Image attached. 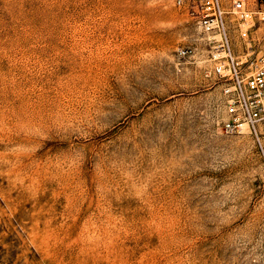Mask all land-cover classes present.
<instances>
[{
    "label": "rangeland",
    "instance_id": "obj_1",
    "mask_svg": "<svg viewBox=\"0 0 264 264\" xmlns=\"http://www.w3.org/2000/svg\"><path fill=\"white\" fill-rule=\"evenodd\" d=\"M195 3L0 0V264H264V137Z\"/></svg>",
    "mask_w": 264,
    "mask_h": 264
},
{
    "label": "built area",
    "instance_id": "obj_2",
    "mask_svg": "<svg viewBox=\"0 0 264 264\" xmlns=\"http://www.w3.org/2000/svg\"><path fill=\"white\" fill-rule=\"evenodd\" d=\"M198 28L212 45L214 74L224 80L230 132L244 127L264 137V0H199L193 5ZM233 30L239 45L232 39Z\"/></svg>",
    "mask_w": 264,
    "mask_h": 264
},
{
    "label": "bare ground",
    "instance_id": "obj_3",
    "mask_svg": "<svg viewBox=\"0 0 264 264\" xmlns=\"http://www.w3.org/2000/svg\"><path fill=\"white\" fill-rule=\"evenodd\" d=\"M139 79H140V78H139ZM134 80H135V79H134ZM133 82H134V81H132V83H133ZM132 83H131V84H132ZM139 83H140V82H139ZM140 84H141V83H140ZM133 85H134V84H133ZM141 85H142V84H141ZM139 86H140V85H139ZM142 86H144V85H142ZM129 87H130V86H129ZM134 87H135V86H134ZM136 87H137V86H136ZM130 88H131V87H130ZM137 88H138V87H137ZM126 89H127V88H126ZM132 89H134V88H132ZM128 90L130 91V89H128ZM134 90H136V89H134ZM125 91H126V90H125ZM129 91H128V92H129ZM132 91H133V90H132ZM135 92H137V90H136ZM129 93H130V92H129ZM136 94H137V93H136ZM136 94H135V95H136ZM148 94H150V93H148ZM135 95H134V96H135ZM146 95H147V94H146ZM115 98H116V97H115ZM118 98H119V97H118ZM121 98H122V97H121ZM127 98H129V97H127ZM153 98H154V97H153ZM113 100H114V99H113ZM124 100H125V99H124ZM124 100H123V101H124ZM151 100H152V99H151ZM151 100H150V102H151ZM155 100H156V99H155ZM121 101H122V99H121ZM146 101H147V100H146ZM132 102H133V101H132ZM114 103H115V102H114ZM106 104H107V103H106ZM108 104H109V103H108ZM125 104H128V101H127ZM110 105H111V103H110ZM112 105H113V103H112ZM106 106H107V105H106ZM101 107H102V106H101ZM139 108H141V110H142V104H140V103H139L138 106L136 105V107L134 108V111H138ZM106 109H107V107H106ZM103 110H105V109H103ZM141 110H140V111H141ZM97 111H98V110H97ZM100 111H101V110H100ZM114 111H115V110H114ZM104 112H105V111H104ZM104 112H103L102 114H104ZM109 112H111V111H109ZM116 112H117V111H116ZM146 112H147V111H146ZM153 112H154V111H153ZM107 113H108V112H107ZM132 113H133V112H132ZM108 114H109V113H108ZM110 114H111V113H110ZM134 114H135V113H134ZM97 115H98V114H97ZM112 115H113V113H112ZM115 115H117V114H115ZM130 115H131V114H130ZM101 116H102V115H101ZM104 116H105V115H104ZM109 116H111V115H109ZM118 116H119V115H118ZM98 117H99V119H100V116H98ZM127 117H128V116H127ZM129 117H130V116H129ZM101 118H102V117H101ZM134 118H135V117H134ZM153 118H154V117H153ZM104 119H105V117H104ZM120 119H121V118H120ZM137 119H138V118H137ZM101 120H102V119H101ZM133 120H134V119H133ZM99 121H100V120H99ZM123 121H124V119H123ZM108 122H109V120H108ZM131 122H132V120H131ZM109 123H110V122H109ZM134 123H135V122H134ZM119 124H120V123H119ZM119 124H118V125H119ZM120 125H122V124H120ZM132 126H133V125H132ZM111 127H112V126H111ZM111 127H110V128H111ZM148 127H149V126H148ZM131 129H132V127H131ZM139 130H141V129H139ZM133 131H134V130H133ZM131 132H132V130H131ZM141 132H142V131H141ZM132 133H133V132H132ZM132 133H131V134H132ZM134 134H135V133H134ZM128 135H130V134H128ZM143 135H144V134H143ZM120 136H121V135H120ZM130 136H131V135H130ZM128 137H129V136H128ZM131 137H132V136H131ZM134 137H135V136H134ZM119 138H120V137H119ZM132 138H133V137H132ZM132 138H131V139H132ZM128 139H129V138H128ZM141 139H142V138H141ZM141 139H140V140H141ZM129 140H130V139H129ZM134 140H135V139H134ZM134 140H133L132 142H134ZM125 142H127V141H125ZM128 142H129V141H128ZM128 142H127V143H128ZM119 143H120V142H119ZM130 143H131V140H130ZM134 143H135V142H134ZM134 143H133V145H136V144H134ZM140 143H141V142H140ZM123 144H124V143H123ZM123 144H122V145H123ZM119 145H121V144H119ZM126 145H127V144H126ZM120 152H121V151H120Z\"/></svg>",
    "mask_w": 264,
    "mask_h": 264
}]
</instances>
